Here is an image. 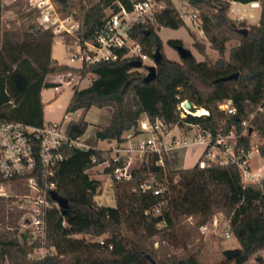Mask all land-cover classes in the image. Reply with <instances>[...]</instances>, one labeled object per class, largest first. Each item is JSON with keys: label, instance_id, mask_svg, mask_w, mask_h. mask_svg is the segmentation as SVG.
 <instances>
[{"label": "trees", "instance_id": "16d2710c", "mask_svg": "<svg viewBox=\"0 0 264 264\" xmlns=\"http://www.w3.org/2000/svg\"><path fill=\"white\" fill-rule=\"evenodd\" d=\"M52 1L60 6V12L69 7L68 0ZM157 1H163L166 7L157 16L155 25L140 26L136 34L149 52L163 48L158 29L185 26L171 0ZM231 1L262 2L259 24L245 29V23L232 21L227 15ZM231 1L190 0L193 7L203 10L202 29L219 53L216 62L197 61L194 56L177 62L163 55L157 65V77L149 83L145 82V70L134 68L131 60L93 64L81 71L96 78L86 88L75 90L66 114L93 107L111 109V120L97 130L96 141H125L124 135L135 130L146 115L152 120L162 117L171 127L199 124L214 135L234 131L240 136L238 145L251 151L250 129L242 135L245 130L242 123L251 114H255L250 122L251 130L264 139V0ZM115 2L127 9L133 5L132 0H100L93 8L81 10L79 19L86 27L85 32L76 31L66 44L93 38L104 22L105 10L118 9ZM233 36L240 43L226 59V45ZM54 38L49 29L32 31L25 38L17 39L0 28V117L32 126L43 125L42 92L54 87L48 76L73 75L79 71L60 65L52 57ZM168 44L175 48L181 41L169 40ZM196 47L201 54L205 53L204 47ZM237 72V79L216 82ZM184 101L196 109L205 108L209 114H187L181 118L178 107ZM224 101L232 102L236 108L234 115L218 108ZM87 128L85 120L71 121L68 134L76 139ZM64 152L65 159L57 167L54 192L68 200L67 213L64 215L57 207L48 213L47 246L54 247L55 253L44 259L32 256L39 243L28 245L21 241L18 221L23 211L17 207L8 212L6 201L14 199L0 197V223L10 228L9 232L0 230V264H162L124 231L127 229L140 240L163 233L168 241L174 242L181 220L194 216L198 218V228L210 224L218 215L223 216L240 245L239 255L233 259L237 264L247 263L264 250V175L258 183L245 184L234 164L212 163L202 168L197 163L191 168L174 170L168 156L164 155L162 166L156 164L159 157L150 154L148 163L134 170L130 181H117L112 176L113 170L123 163L112 164L105 170L112 178L117 200V207L112 208L96 202L102 183L88 172L94 166L92 157L97 156L98 162L104 161V152L96 148L89 151L66 148ZM258 152L264 159V143ZM151 178L153 188L142 191L141 185ZM163 184L167 185L166 192L155 195L154 189ZM159 205L162 207L156 213ZM168 261L167 264H202L198 251L187 258L173 256Z\"/></svg>", "mask_w": 264, "mask_h": 264}, {"label": "built area", "instance_id": "2783aa9c", "mask_svg": "<svg viewBox=\"0 0 264 264\" xmlns=\"http://www.w3.org/2000/svg\"><path fill=\"white\" fill-rule=\"evenodd\" d=\"M31 5L37 6L41 12V24L46 29L55 32H67L74 34L80 30V25L73 22L70 17L61 18L57 13L52 0H28ZM181 9L175 6L180 19L185 23L200 21L198 11L191 5L190 0H179ZM231 1V0H224ZM174 2V1H173ZM233 5L240 3L232 2ZM247 5V4H243ZM251 8H258L259 2L249 3ZM258 5V7H256ZM117 10H111L104 18L102 26L95 31L91 39H79L70 45V61L79 69L77 74H55L53 89L56 92L75 84L80 86L83 82L91 83L96 77L91 74H83V68L99 62L119 60H131L142 62L143 69L148 73L145 61L151 60L154 65L153 54L141 44L137 38V30L140 26L155 25L157 16L166 7L163 1L136 0L131 9H127L117 2ZM235 11L234 9H232ZM244 16L238 14L236 21L244 20ZM152 66V65H150ZM218 108L228 115H234L236 108L230 101L219 103ZM180 117L186 118L187 114L195 115L187 110L185 103L178 107ZM261 110V107L258 108ZM209 114V113H208ZM251 114L249 120L242 124L245 127L242 135H246L250 129ZM144 135L146 139L133 144L131 141ZM88 135L79 138H71L68 134V124L62 122H44L41 126H32L20 121H9L0 117V174L3 182L0 183V197L13 198L17 207L23 211L21 225L26 228L20 233V239L26 244L39 243V247L33 252V257L44 259L55 253L54 247L47 246L48 240V213L59 206L53 201L52 193L55 189V177L57 167L65 159L66 148H76L89 151L96 148L104 152V161L98 162L97 156L92 157L94 166L88 171L103 167L104 171L111 168L112 164L123 163L113 170V178L117 181H130L133 171L139 169L143 163H148L149 155L156 154L159 159L157 165H164V155L175 149H184L192 146L203 148L198 163L205 168L212 163L221 165L234 164L238 167L243 183L255 184L263 177L259 172H254L251 166L253 149L246 151L238 145L240 136L234 131L229 134L218 132L213 134L204 130L201 125L185 123L171 127L164 118L157 117L154 120L146 115L142 117L135 130L124 135L125 141L117 142L110 148H97L87 143ZM264 172V164L261 168ZM109 175V174H108ZM154 179L151 178L143 185L142 191L151 190ZM157 184V182L155 183ZM167 185L163 184L159 189H154L155 195L165 193ZM9 191V192H8ZM162 205L156 207L159 213ZM222 229L225 238H231L232 231L228 222L223 218ZM220 219L215 217L208 224L221 228ZM200 227L202 232L207 231V226ZM22 235V236H21ZM26 235V237H25ZM103 244V242H101Z\"/></svg>", "mask_w": 264, "mask_h": 264}, {"label": "rangeland", "instance_id": "374dc122", "mask_svg": "<svg viewBox=\"0 0 264 264\" xmlns=\"http://www.w3.org/2000/svg\"><path fill=\"white\" fill-rule=\"evenodd\" d=\"M136 1V0H132ZM174 6L181 9V3L179 0H171ZM53 2V1H52ZM100 0H68L69 7L65 12L59 11V5L53 2L54 7L61 18L70 17L71 20L80 25L81 33L85 32L86 27L83 22L79 19L81 10L91 9L98 5ZM117 5V2L114 3ZM195 8V7H194ZM113 7H109L105 10V17L107 13L113 10ZM200 16V21L197 22H187L185 26L179 29H171L162 27L157 30V34L162 40L161 49L162 54L173 61L182 62V59L177 52V50L171 47L168 42L169 40H180L181 45L188 49L197 61L209 60L212 63L219 59V53L212 47L208 38L202 29V19L201 15L203 10L195 8ZM234 9L235 11H233ZM262 12V2H259L258 8H251L250 5H233L227 11L228 17L238 23H245L246 28L249 29L252 25H258L260 21V16ZM238 14L243 15L244 20L237 22L236 16ZM41 12L37 6L31 5L28 0H0V28L2 32H8L17 39H23L28 33L36 31L39 29L45 30L44 26L41 24ZM50 30V29H49ZM55 34L52 57L58 61L60 65L73 67L76 66L70 61L71 47L70 45L77 42L78 40L66 44L69 36L67 32L58 33L51 30ZM240 40L237 36L233 38L226 45L225 58L229 59L230 52L233 48L237 47ZM196 45L205 48V53L201 54ZM156 51V49H154ZM145 64L150 66L153 65L151 60L145 61ZM146 73V71H145ZM147 74V73H146ZM55 74L49 75L47 80L53 81L55 79ZM90 83L83 82L80 86L75 84L69 85L59 92H56L53 88L44 89L42 92V100L45 104L44 108V120L45 122H62L65 121L69 124L71 121L85 120L88 123V128L86 130L87 143L90 145H95L97 148L109 147L113 145L112 141H96V132L102 127L109 124L112 116V110L109 108L100 109L93 107L88 111L80 110L75 113L66 114L69 102L77 88H86ZM184 101L183 103H185ZM188 111L197 114V109ZM208 112V110H207ZM208 115V114H206ZM142 117H145L143 115ZM146 136L141 135L131 142L137 144L138 141H143ZM251 146L253 155L251 157V166L254 172H259L258 169L264 164V159L258 152V147L264 143V139L260 138L257 133L251 135ZM201 153V148L198 146H192L189 148H184L182 150H176L170 153L171 167L174 169L178 168H190L197 164L199 155ZM91 177L101 181L102 185L99 188L97 195L95 196L96 202L105 207H117V200L113 190V181L110 175H108L103 167L94 169L91 172ZM9 192V191H8ZM8 212H12L17 209V204L15 201H6ZM13 207V208H11ZM223 219L222 215L216 216ZM22 217L18 221L19 235L22 231H25L22 223ZM197 217H184L176 231L177 239L174 242L168 241L163 233H159L153 237H146L143 240L134 237L129 231L124 229L126 236L135 241L138 244L143 245L147 248L149 252H152L157 259L162 264H167L169 259L176 256L180 259L187 258L188 256L199 252L200 260L202 264H237L233 260H227L224 257V251L228 249H240L238 241L232 236L231 238H225L223 234L224 221H221V228L216 230L212 225L207 226V231L202 232L200 228L196 226ZM7 226L0 223V230L2 232L8 231ZM14 231V229H11ZM24 242L23 240H21ZM25 243V242H24ZM261 260H260V259ZM264 261V250L258 252V254L252 256L250 260L245 264H262Z\"/></svg>", "mask_w": 264, "mask_h": 264}, {"label": "water", "instance_id": "95a60500", "mask_svg": "<svg viewBox=\"0 0 264 264\" xmlns=\"http://www.w3.org/2000/svg\"><path fill=\"white\" fill-rule=\"evenodd\" d=\"M242 32L244 34H246L247 30H243ZM175 49L179 53L182 60L190 58L191 56H193V54L182 45L175 46ZM162 58H163V54L161 52L160 47H158L156 49L155 53L153 54L154 65L147 67L148 73L145 77V82L149 83V82L156 79V77H157V65L162 60ZM132 66L136 69H141L143 67L142 62H140V61L132 62ZM238 77H239V73L237 72V73H234L232 75L222 77V78L218 79L216 82L231 81V80L237 79ZM185 107L187 109H190V110L196 109V107H194L189 101L185 102ZM195 116H198V115L195 114ZM52 199H53V201H55L58 204L59 208L62 210V213L65 215L67 213V209H68V205H69L68 200L61 197L56 192L52 193ZM25 237H26V235H25ZM239 252H240L239 249H228V250L224 251V257L227 260H233L239 255Z\"/></svg>", "mask_w": 264, "mask_h": 264}, {"label": "crops", "instance_id": "0c3cea01", "mask_svg": "<svg viewBox=\"0 0 264 264\" xmlns=\"http://www.w3.org/2000/svg\"><path fill=\"white\" fill-rule=\"evenodd\" d=\"M108 141H112V143H113V145H111V146H109V147H102V148H104V149H106V148H110V147H112V146H114L115 144H116V141H114V140H108ZM106 142V141H105ZM198 147H200V146H198ZM201 148V153H200V155H199V158H198V161H199V159L201 158V155H202V151H203V148L202 147H200ZM176 150H182V149H175V150H172L171 152H173V151H176ZM170 152V153H171ZM170 153H169V157H168V159H169V162H170V166H171V161H170ZM263 159V158H262ZM198 163V162H197ZM196 165V164H195ZM193 167V166H192ZM172 168V167H171ZM191 168V167H190ZM172 169H174V168H172ZM180 169H186V168H178V169H174V170H180ZM258 171H259V173L261 174V175H264V172H263V170L261 169V167L258 169ZM91 174V173H90Z\"/></svg>", "mask_w": 264, "mask_h": 264}, {"label": "bare ground", "instance_id": "6f19581e", "mask_svg": "<svg viewBox=\"0 0 264 264\" xmlns=\"http://www.w3.org/2000/svg\"><path fill=\"white\" fill-rule=\"evenodd\" d=\"M256 7H258V5H256ZM197 110H198L197 111L198 116H203V115H206L209 113V112H207V110L205 108H198Z\"/></svg>", "mask_w": 264, "mask_h": 264}]
</instances>
